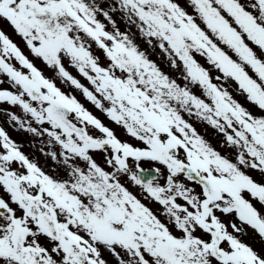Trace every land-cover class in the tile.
Wrapping results in <instances>:
<instances>
[{
	"label": "snow or ice",
	"instance_id": "obj_1",
	"mask_svg": "<svg viewBox=\"0 0 264 264\" xmlns=\"http://www.w3.org/2000/svg\"><path fill=\"white\" fill-rule=\"evenodd\" d=\"M188 3L192 13L175 0H0L19 37L0 24V114L53 165L0 127V264H264V243L242 239L264 242V0Z\"/></svg>",
	"mask_w": 264,
	"mask_h": 264
},
{
	"label": "rangeland",
	"instance_id": "obj_2",
	"mask_svg": "<svg viewBox=\"0 0 264 264\" xmlns=\"http://www.w3.org/2000/svg\"><path fill=\"white\" fill-rule=\"evenodd\" d=\"M97 2L105 10H108L109 5L112 3V0H107V2H105V0H97ZM175 2L179 3L189 13L193 12L192 8L189 6L188 0H175ZM111 15L113 16V19L116 21L117 26L119 27L120 31L121 32L127 31L129 33V35L132 36L134 41L139 45L140 50L144 51L149 59L155 61L157 63V65L159 67H161V69L166 74L170 75L171 77L177 78L178 82L183 83V81L180 80L181 74L183 72L182 67L181 68H172L170 66L168 60L165 58L164 54L161 53L158 48H153L151 45H149L146 42L145 38L141 37L139 32L136 30L135 26H128L126 19L123 18L119 12L111 13ZM99 18L101 19L102 22H104L106 24L107 30L112 31L111 25H108L107 21H105L102 16H100ZM0 24L3 25V28L6 31V33L9 34L13 38L14 41L19 42V37L15 36L12 29L10 28V26H8V24L6 22L0 21ZM21 47L23 48L22 44H21ZM93 51H94V54H96L98 56L101 55V53L98 52L95 48L93 49ZM101 58L103 61V57H101ZM233 58L235 59V56H233ZM196 59L198 60V62L202 66L210 69L211 75L213 77H216L217 75H219V73L215 69L210 68V66L206 63V61L203 58H201L197 55ZM69 70L72 72L73 75H77L75 70H73V69H69ZM44 72H45L46 76L52 75V73L47 69H45ZM250 74H251V72H250ZM3 79L6 80V78H3ZM82 82L87 83L86 81H83V80H82ZM214 82L218 83L221 87H226L227 90L234 96V98L237 99L245 107H251V105H249L246 102L245 97L239 93L238 87L234 82H232L230 80H224V79H222L220 81L214 80ZM60 86L62 87V90H64L65 92H70L71 94L75 95L77 97V99H79L81 101V103L85 104V107H87L90 111H92L93 114L96 115L97 117H99L104 123H106V124L108 123L106 117L99 110H96L93 106L88 104L83 99V97L79 91H73L71 86L67 85V84H62ZM3 87L8 88L9 84L6 82L3 85ZM196 91H197V93H199V89H196ZM4 108L10 109L11 112L21 116V118H23V119H27L24 116L22 110L18 107L10 108V106L4 105ZM253 111H255V109H253ZM109 126L113 127L115 129L117 135L123 137L124 134H123L122 129L116 128L114 125H109ZM0 127H3L7 131L9 136L14 141H16L18 144H21L23 146L22 150L26 154H28L30 157H35L36 159H38L39 162L41 163V165L45 166L46 171L49 170L51 167H53V165L50 161H47L43 156L40 155L38 149L41 147V142L39 139H34L30 134L20 130L18 126H15L12 123L8 122V117L4 114H0ZM196 127L201 134H203L214 145L218 146V141H219L220 137H218L216 135V133L211 128H208L205 125L200 124V123H197ZM249 234L252 236V238L256 237L254 234H252V232L250 230H249ZM242 239L244 240V237H242ZM245 242L249 243V244L251 243V241H249V240H246Z\"/></svg>",
	"mask_w": 264,
	"mask_h": 264
},
{
	"label": "flooded vegetation",
	"instance_id": "obj_3",
	"mask_svg": "<svg viewBox=\"0 0 264 264\" xmlns=\"http://www.w3.org/2000/svg\"><path fill=\"white\" fill-rule=\"evenodd\" d=\"M250 231H251V230H250ZM252 234H254V233H252ZM255 239H256V240H255ZM246 240L251 241L250 244H251L252 246L256 247V248L261 247L262 243H264V242H261L260 239H258V241H257V237L252 238V236H251L250 234H249L248 236L244 237V241H246Z\"/></svg>",
	"mask_w": 264,
	"mask_h": 264
}]
</instances>
